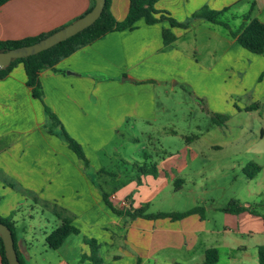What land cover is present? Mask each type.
<instances>
[{"label": "crops", "instance_id": "crops-1", "mask_svg": "<svg viewBox=\"0 0 264 264\" xmlns=\"http://www.w3.org/2000/svg\"><path fill=\"white\" fill-rule=\"evenodd\" d=\"M93 4L92 0H12L0 8V41L61 29ZM204 8L226 11L222 21L233 31L241 29L252 9V17L264 23V0H158V11L187 27L141 20L135 29L110 33L62 59L55 69L40 73L44 103L84 147L92 173L64 139L48 132L44 105L34 98L24 65L0 80V217L14 224L17 250L25 264H93L86 238L97 241L101 264H205L211 249L219 252L217 264H260L264 214L259 203H241L255 214L224 213V221L212 224L206 214L180 221L130 220L116 215L104 199L116 194L118 202L127 199V210L134 211L147 205L144 195L159 194L158 189H164L167 179L168 187L172 179L145 150L144 158L135 154L124 158L123 167L116 162L109 170L99 157L123 130H139L137 125L155 120L158 94L168 95V85L177 77L162 75L164 67L194 66L204 75L190 78L191 85L197 80L206 87L219 84L211 93L225 96L228 106L229 99L236 106L247 101L231 116L218 104L208 109L210 115L228 117L213 129L227 131L232 118L243 113L257 115L264 123V90L258 91L256 85L263 83L264 55L243 48L224 26L193 18ZM129 9L130 0H112L116 20H125ZM166 29L176 38L170 45L165 44ZM251 106L257 107L246 111ZM106 130L109 134L103 136ZM154 168L157 174L152 173ZM64 221L80 234L70 235L53 250L46 239Z\"/></svg>", "mask_w": 264, "mask_h": 264}, {"label": "rangeland", "instance_id": "rangeland-1", "mask_svg": "<svg viewBox=\"0 0 264 264\" xmlns=\"http://www.w3.org/2000/svg\"><path fill=\"white\" fill-rule=\"evenodd\" d=\"M172 73L177 77L174 82L169 83L168 95L162 92L158 94L155 120L150 121V124L137 125L140 131L123 130L122 136L114 139L99 155L103 167L112 169L116 162L120 163L118 166L123 167L124 158H131L135 154L144 158L145 150L144 152L153 158L158 168L165 169L171 176L168 178H172L168 187L169 179L165 182L164 189H158L161 190L159 194L144 195L145 202L149 205L148 213L184 212L203 207L207 219L214 224L225 220L226 216L222 209L233 200H239L241 203H250L254 206L259 203L258 210L264 214V136L262 135L264 123L257 115L243 113L232 118L227 131L213 129L215 124L212 117L219 114L210 115L208 111L213 110L215 104L221 106L225 114L231 116L235 109L240 110L238 106L247 101L237 102L238 106H236L229 99L228 106L225 96L211 93L212 90L219 89V84L206 87L203 81L197 80L191 85L190 78L199 74L204 75V72H195V67L189 64L164 67L161 72L166 76ZM262 81L263 83H256L257 90H264V79L260 80ZM135 103L136 101L133 100L134 105ZM45 105L60 120L46 103ZM46 115L50 126L51 121L47 113ZM101 133L103 136H108L109 131ZM130 139H132L131 143ZM82 148L89 166L79 159L84 162L86 171L92 173L89 157L83 146ZM249 163L263 167V171L255 179H249L243 171V167ZM142 175L147 176V173L144 172ZM256 193L260 196H256ZM117 198L116 194L110 196L111 201L118 207H123L121 208L123 211H127L130 208L127 199L124 198L123 201L120 199L122 202H118Z\"/></svg>", "mask_w": 264, "mask_h": 264}, {"label": "trees", "instance_id": "trees-1", "mask_svg": "<svg viewBox=\"0 0 264 264\" xmlns=\"http://www.w3.org/2000/svg\"><path fill=\"white\" fill-rule=\"evenodd\" d=\"M10 1L12 0H0V8ZM92 1L94 3L93 7L86 14L91 12L96 5L95 0ZM157 3L158 0H130V9L126 19L123 21H118L111 11L112 0H106L102 15L92 26L88 27L74 37L38 55L13 60L10 66H8L4 70H0V80H2L6 78L19 64L24 65L25 72L28 78L27 84L30 88H32L34 98L40 100L45 106V111L51 121V125L47 126L48 132L64 139L68 143L69 148L78 156V158L82 159L86 163V166H89V162L84 154L82 146L68 134L61 121L44 103V93L40 83V73L47 68L55 69V66L62 59L71 56L80 48L90 45L110 33L135 29L137 23L141 20H144L148 25H155L163 21H168L173 28L187 27L188 24L179 23L168 13L158 11L156 9ZM253 6H255V4H253ZM252 11H250L248 15L244 17V25L238 31H233L228 23L222 21V16L226 11L217 12L211 11L208 8H204L194 14L193 18H202L211 23L224 26L230 31L232 37L237 39V41L243 48L253 54L264 55V23H262L257 18H253ZM59 30L60 29L52 31L50 33L42 34L37 37L25 38L22 40L0 41V52L4 53L20 47L36 44ZM163 35L166 45H170L176 40L174 34L170 29L164 30ZM256 107L257 106L248 107L246 111H251ZM214 116V124L216 125L218 124V121H222L224 123L228 119V117L224 115ZM261 170V166L255 163H249L244 168V172L249 179H254L261 172ZM152 173L157 174V170L154 168L152 170ZM104 199L107 205L116 215L120 217H128L131 219L145 218L148 220H158L168 218L172 221H180L196 214L201 215L202 217L205 216V209L203 207H196L186 212L148 213L149 205H145L144 207L134 211H123L117 209L114 206V204L109 200L108 195H104ZM222 212L233 215H239L244 212H251L253 214L256 213V211L244 207L238 200H233L226 208L222 209ZM0 223L6 225L12 231L18 258L21 264H25L22 256L17 250L16 231L14 224L10 220L1 217ZM72 234H80V230L73 226L69 221H64V223L60 227H58L50 235H48L46 243L51 249L58 250L64 244L66 239ZM85 243L91 248L92 254L89 259L92 261V263L101 264L102 259L99 256V245L97 241L94 239L86 238ZM0 255L2 258V264H9L5 252V246L1 236ZM218 260V250L211 249L206 252L205 264H217ZM259 260L260 264H264V246L259 248Z\"/></svg>", "mask_w": 264, "mask_h": 264}, {"label": "water", "instance_id": "water-1", "mask_svg": "<svg viewBox=\"0 0 264 264\" xmlns=\"http://www.w3.org/2000/svg\"><path fill=\"white\" fill-rule=\"evenodd\" d=\"M95 2L96 5L91 12L77 19L65 28L60 29L46 39L30 46L20 47L4 53L0 52V70H4L10 66L13 60L38 55L92 26L102 15L106 0H95ZM0 236L5 246V252L9 264H21L16 251L13 233L10 228L2 223H0Z\"/></svg>", "mask_w": 264, "mask_h": 264}]
</instances>
